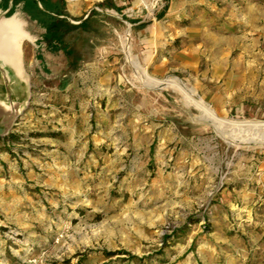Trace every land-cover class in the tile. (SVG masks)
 <instances>
[{
    "label": "rangeland",
    "instance_id": "obj_1",
    "mask_svg": "<svg viewBox=\"0 0 264 264\" xmlns=\"http://www.w3.org/2000/svg\"><path fill=\"white\" fill-rule=\"evenodd\" d=\"M135 1L66 0L93 14L80 66L37 55L0 133V264H264L263 130L241 124L264 123V0Z\"/></svg>",
    "mask_w": 264,
    "mask_h": 264
},
{
    "label": "crops",
    "instance_id": "obj_2",
    "mask_svg": "<svg viewBox=\"0 0 264 264\" xmlns=\"http://www.w3.org/2000/svg\"><path fill=\"white\" fill-rule=\"evenodd\" d=\"M29 1L0 0V45L6 44V40L3 38L4 32L1 30L4 22L14 20L21 25L20 34L14 42L11 51L5 52L0 50V124L7 113H14L15 117H17L22 109L31 101L35 83L32 82L30 74L32 73L31 70L38 65L37 55L47 57L48 59L51 58L50 55L45 54L46 50L44 46L39 44L45 30L36 21H32L30 16L24 11V6ZM101 1L110 2L119 8L131 0ZM145 1L147 2V0ZM38 5L43 9L40 3ZM166 9L167 7H165ZM65 12L67 14L66 18L70 21L67 9H65ZM69 12L73 16L82 14V11L76 13L69 10ZM81 22L78 23L80 24ZM141 24L144 25L143 31H146L150 27V25H145V20L139 21V25Z\"/></svg>",
    "mask_w": 264,
    "mask_h": 264
},
{
    "label": "trees",
    "instance_id": "obj_3",
    "mask_svg": "<svg viewBox=\"0 0 264 264\" xmlns=\"http://www.w3.org/2000/svg\"><path fill=\"white\" fill-rule=\"evenodd\" d=\"M39 3L43 9L39 7ZM101 6H107L119 11L110 2H103ZM65 9V0H32L24 6V11L30 16L32 21H36L45 30L39 44L52 53L63 51L69 60V66L78 68L82 58V32L92 26L93 14H90L79 25H75L66 18ZM134 23L139 24V22ZM139 26L140 28L144 27L143 24Z\"/></svg>",
    "mask_w": 264,
    "mask_h": 264
},
{
    "label": "bare ground",
    "instance_id": "obj_4",
    "mask_svg": "<svg viewBox=\"0 0 264 264\" xmlns=\"http://www.w3.org/2000/svg\"><path fill=\"white\" fill-rule=\"evenodd\" d=\"M78 0L73 1V0H69L68 3V8L71 12H79V8L77 5ZM136 6H143L146 9L151 8L150 4L148 2H146L145 0H137L135 2ZM2 32H4V39L6 40V44H2L0 45V50L1 51H5V52H10L11 49L14 46V42L16 41L17 37L20 34L21 31V25L16 23L14 20H7L6 22L3 23V27H2ZM128 53L131 54L130 50H127ZM133 60L132 63V69L134 72L139 73L140 75H145L147 72L145 71L146 69L142 67L141 63H136L134 57H132ZM149 84L153 85V86H163L165 84H176V86H178L180 89L182 90H186L185 87L181 84V82L177 81H171V82H165V81H161V80H157L155 81H150ZM198 105L201 107V109L206 113L207 118L209 119V121L216 127L217 131L220 133V135L223 138L226 139H230V135L228 133L227 130H225V128H229L231 127V125L233 124V122H226L223 119H221L217 113L213 110V108L211 106H209L206 103L203 102H198ZM15 117V114L13 113H7L4 117H3V122H1L0 124V133L5 132L10 124L12 123L13 119ZM242 126L248 127L250 128H254L259 129V130H263V134L259 137L256 138H248L245 140L246 143L249 144V142H256L258 145L264 146V123L262 122H246V123H241ZM245 124V125H244Z\"/></svg>",
    "mask_w": 264,
    "mask_h": 264
},
{
    "label": "built area",
    "instance_id": "obj_5",
    "mask_svg": "<svg viewBox=\"0 0 264 264\" xmlns=\"http://www.w3.org/2000/svg\"><path fill=\"white\" fill-rule=\"evenodd\" d=\"M69 1V0H68ZM73 1H76V0H73ZM160 0H156V2L158 3Z\"/></svg>",
    "mask_w": 264,
    "mask_h": 264
}]
</instances>
